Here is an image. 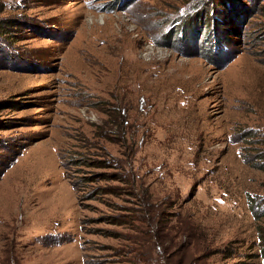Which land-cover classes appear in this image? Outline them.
<instances>
[{"label":"rangeland","instance_id":"1","mask_svg":"<svg viewBox=\"0 0 264 264\" xmlns=\"http://www.w3.org/2000/svg\"><path fill=\"white\" fill-rule=\"evenodd\" d=\"M0 186V264H264V0H0Z\"/></svg>","mask_w":264,"mask_h":264},{"label":"trees","instance_id":"2","mask_svg":"<svg viewBox=\"0 0 264 264\" xmlns=\"http://www.w3.org/2000/svg\"><path fill=\"white\" fill-rule=\"evenodd\" d=\"M219 33L220 32H218V31H215L214 33H213V35H214V38H215V40L217 41V35H219ZM222 34H224V32L222 31ZM140 221H144L143 219H140ZM123 224H127V222L125 221V223L124 222H121V223H119V225H123ZM262 254H263V256H264V249L262 250ZM151 256L148 254H143L142 256H140V257H138V260L140 261V262H143L144 264H150L151 263Z\"/></svg>","mask_w":264,"mask_h":264},{"label":"bare ground","instance_id":"3","mask_svg":"<svg viewBox=\"0 0 264 264\" xmlns=\"http://www.w3.org/2000/svg\"><path fill=\"white\" fill-rule=\"evenodd\" d=\"M16 178H17V179H20L19 177H16ZM2 185H3V184H2ZM2 185H1V186H2ZM1 186H0V187H1ZM22 188H23V193H22V196H21V197H23V202H25V197H24L25 186H24L23 184H22V187H21L20 189H22ZM0 198H2V196H0ZM27 199H28V198H26V201H27V202H26V204H24V208H27V206H28V204H27V203H28V200H27ZM36 227H38V223H33V224L30 225V229H31V230L35 229Z\"/></svg>","mask_w":264,"mask_h":264}]
</instances>
